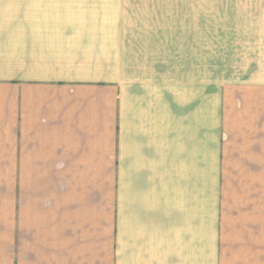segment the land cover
Wrapping results in <instances>:
<instances>
[{"label": "crops", "instance_id": "crops-1", "mask_svg": "<svg viewBox=\"0 0 264 264\" xmlns=\"http://www.w3.org/2000/svg\"><path fill=\"white\" fill-rule=\"evenodd\" d=\"M142 1L0 0V264H264V0Z\"/></svg>", "mask_w": 264, "mask_h": 264}, {"label": "rangeland", "instance_id": "rangeland-1", "mask_svg": "<svg viewBox=\"0 0 264 264\" xmlns=\"http://www.w3.org/2000/svg\"><path fill=\"white\" fill-rule=\"evenodd\" d=\"M144 1H150L149 14L151 13L153 17H164L165 13H167V17L179 18L180 17V2L181 0H143L141 9L143 11ZM161 3V4H160ZM168 4L167 10H164V4ZM161 10V11H160ZM161 15V16H160Z\"/></svg>", "mask_w": 264, "mask_h": 264}]
</instances>
